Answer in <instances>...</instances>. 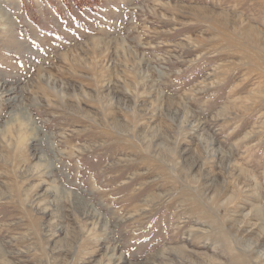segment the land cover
I'll return each mask as SVG.
<instances>
[{
  "label": "rangeland",
  "instance_id": "rangeland-1",
  "mask_svg": "<svg viewBox=\"0 0 264 264\" xmlns=\"http://www.w3.org/2000/svg\"><path fill=\"white\" fill-rule=\"evenodd\" d=\"M0 192L12 264H264V0H0Z\"/></svg>",
  "mask_w": 264,
  "mask_h": 264
},
{
  "label": "bare ground",
  "instance_id": "bare-ground-1",
  "mask_svg": "<svg viewBox=\"0 0 264 264\" xmlns=\"http://www.w3.org/2000/svg\"><path fill=\"white\" fill-rule=\"evenodd\" d=\"M225 19V18H224ZM226 20V19H225ZM223 23V22H222ZM227 23V22H226ZM252 28V27H251ZM243 33H244V35H245V37L247 38V39H250L253 43H257L259 40H258V37H256L255 36V34H256V32H255V30L254 29H245L244 28V30H243ZM258 34V33H257ZM236 52V51H235ZM250 53H248V52H245V51H243V56L245 57V58H251V56L249 55ZM261 54V53H260ZM251 60V59H250ZM252 61V60H251ZM160 146V145H159ZM155 151V150H154ZM38 171V169H36V168H34V170H29V173L30 172H37ZM2 193L0 192V195H1ZM78 203V204H77ZM81 204V201H77L76 202V206L77 205H80ZM83 205V204H82ZM46 207H48V206H46ZM81 207V206H80ZM45 208V207H44ZM39 209H41V210H43V208H41V207H39ZM45 210V209H44ZM255 243V242H254ZM0 254H1V250H0ZM110 259V258H109ZM0 264H12L11 262H9V261H7V260H5L4 259V257L2 258V256H1V259H0Z\"/></svg>",
  "mask_w": 264,
  "mask_h": 264
}]
</instances>
